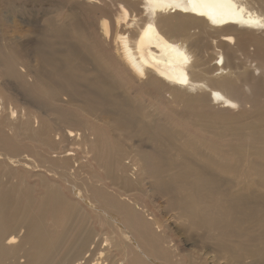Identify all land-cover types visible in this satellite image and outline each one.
Here are the masks:
<instances>
[{
	"label": "bare ground",
	"instance_id": "1",
	"mask_svg": "<svg viewBox=\"0 0 264 264\" xmlns=\"http://www.w3.org/2000/svg\"><path fill=\"white\" fill-rule=\"evenodd\" d=\"M46 1L68 13L33 24L36 36L23 52L0 46V84L22 81L20 94L27 96V101H16L0 92V117L8 120V130L0 128V264H183L192 253L201 258L202 248L211 251L209 263L264 264V196L232 193L231 184L225 181L223 186L216 175L230 164L237 169L247 163L231 142L262 138L264 0ZM22 56L24 67L18 66ZM107 69H114L124 84L171 98L191 117L197 133L226 137V143L211 144L213 156L209 141L195 130L182 137L172 124L142 120L141 103L121 90ZM67 104L84 105L100 127L89 130ZM49 105L53 116L45 125L37 112ZM22 121L27 137L44 145L49 141L44 164L25 158L15 143L16 131L15 136L11 131ZM105 125L137 138L107 146ZM65 142L71 149L61 156ZM90 144L95 171L102 169L117 188L130 191L137 189L135 180L142 173L149 183L144 194L165 197L171 218L158 216L137 195L115 192L107 184L94 196L80 189L76 182L87 176H80L79 169L89 162L81 155L77 160L72 149ZM252 148L245 144V149ZM255 149L264 156V149ZM232 150L235 163L226 158ZM56 167H61L59 174ZM252 170L264 185V162H254ZM24 172L43 178V195L32 215L31 194L24 207L19 204ZM61 175L74 200L50 181ZM89 211L110 230L91 228ZM50 223L62 228L55 236ZM67 238L72 245L61 251ZM181 240H192V248L180 251ZM21 253L24 259L19 261Z\"/></svg>",
	"mask_w": 264,
	"mask_h": 264
},
{
	"label": "rangeland",
	"instance_id": "2",
	"mask_svg": "<svg viewBox=\"0 0 264 264\" xmlns=\"http://www.w3.org/2000/svg\"><path fill=\"white\" fill-rule=\"evenodd\" d=\"M57 12H61L62 15H65L68 13L65 9L58 10L57 6L55 4L50 3L46 0H0V46L2 47H14L18 51L23 52L24 51V45L28 43V41L35 38L36 35H34V31L32 29L33 24H42L44 23L45 18L55 16ZM59 20H58V19ZM31 22V24L29 23ZM55 23H60L59 17H53L52 19ZM20 62L18 66L24 67V58H20ZM32 64H35L36 61H31ZM111 68V66H110ZM110 73H113L112 69H107ZM112 76L119 84L120 89L125 91L126 93H131L132 96L134 95V99H137L141 106H139L145 113V116L142 117V120L147 121L148 123H151L153 119H156L157 121H160L161 123H168L172 124L173 126L177 127L180 130V135L182 137H187L186 131L197 133V129L195 126H192L191 124V117H188L183 113V109L181 106L175 104L173 100L169 97H163V96H157L154 94L146 93L142 89L138 87V85L133 86L132 84H124L121 82V78L118 75ZM5 81V85L0 84V92L10 99L20 101L24 99L27 101V96L21 95L20 93H23V83L22 81H16V80H10ZM24 81V80H23ZM16 96V98H13V96ZM39 98V97H38ZM34 103V102H33ZM39 103V101H38ZM35 104V103H34ZM68 105V104H67ZM84 105L82 106H76L75 104H70L66 106L67 109L75 111L81 119H83V122H87L86 126L89 128V130H96L97 127H100L98 122L95 121L94 117H91L87 115V112L83 109ZM45 110V113L42 111ZM38 119L42 121L45 125H50V122L48 121L49 117L53 116L52 113V105H49L47 107H43L38 112ZM5 117H0V128H4V130H8L7 128V121H2ZM113 119L110 117V121ZM105 121H108V119H105ZM255 123H258V120H255ZM43 124L44 128L45 125ZM31 128L36 127L29 123ZM25 122L19 123V129H12V135H14L13 131H16V139L15 143L18 145V148H21V151L24 152V157L28 158L30 160H34L37 164H44V155L47 153L49 141L46 145L42 144L40 141H35L32 137H27L25 135ZM106 129L103 131V137L104 141L107 144V146H111L114 144V142L117 139H120L122 143H125L126 145L128 143H131L132 140L136 139V135H131L132 137L126 138L124 137L123 131H118L110 127V125H105ZM46 129V128H45ZM192 129V130H190ZM24 130V131H23ZM261 141H253L249 138H245L242 140V142H231V146L240 148V150L243 152L244 158L247 160V163L243 166L238 165L239 167L235 169L237 166H233L234 164H230L232 167L230 169H225L223 172L221 169H218L216 175L219 177V179L225 181L229 184H231V187H228L230 191H233L232 193L237 194H244L250 193L252 195H263L264 196V185L257 181V175L252 170V164L254 162H264V156H259L256 153V149H264V127L261 131ZM113 137L111 138V136ZM197 136H200L204 140H208L209 142L206 143L209 145L212 149L213 156L216 155V150H213L211 144L213 146L217 147L218 144H225L226 143V137L223 136H217V135H209L205 134L204 132H200L196 134ZM69 142H65L62 144V148L59 149L61 151V156H63L65 153H67L68 150H70V146L68 145ZM245 144L253 145L254 148L251 149V151L245 149ZM24 146V147H22ZM90 147L88 149L80 148L78 145L72 149L75 153H77V160L80 159V155L88 160V165L83 167L82 169H79L80 176L86 175L87 179L84 181L76 182L77 184H80V189L86 190L91 196L95 195L98 191L99 187H102L100 185L107 184L110 190H113L115 192H121L124 191L125 193H128V195L133 196L137 195L140 200H145L147 203L151 204L154 208V211L156 214L160 217H168L171 218L172 214L170 212H166L164 207V198H160V200H156L155 197L150 196L149 194H144L143 191H148L149 183L144 180L142 173H138L137 178L135 181H137L139 184L137 186H142L139 189L138 187L135 190H128L126 186H122V188H117L115 184L112 183L111 180L107 179L104 175V172L102 169L97 168L95 171V163L92 159V156H94V148L92 144L89 145ZM83 150H86L85 152ZM226 148L222 149V152L225 153ZM58 155V154H57ZM130 154H128L129 156ZM232 156V157H231ZM179 157V153L176 154L175 159ZM227 160L230 163H235V158L233 156V150L232 155H227ZM62 159V157H61ZM243 161V160H241ZM229 162L227 164L229 165ZM60 165V164H59ZM241 166V167H240ZM241 170H240V169ZM39 171H42V168H38ZM1 170V165H0ZM221 170V171H220ZM235 170L237 172H235ZM4 171H0V174ZM55 171H57L56 174H59L61 171V167H56ZM59 171V172H58ZM222 172V173H220ZM22 173L20 170H17V174ZM221 174V175H220ZM220 175V176H219ZM26 180H22V185L20 186V194H19V204L20 207H24V205L28 202V197L31 194L33 197V200H31V207L29 210V215H32L37 210V204L38 200H40L41 196L43 195V185L42 181L43 178H41V175H37L36 172L27 173L24 172L23 176ZM217 177V178H218ZM224 177V179H222ZM21 180V179H19ZM89 180V182L85 185L83 182ZM12 183L16 181V178L10 180ZM50 181L54 182L56 187L62 186L63 189H65L66 196L65 198L68 200H74L73 197L70 196V185L67 181H65L64 176L61 175V177H54L50 178ZM19 182V181H18ZM82 183V184H81ZM227 183H224L223 186H225ZM18 184V183H17ZM17 184L14 185L13 193L12 195L15 196ZM48 183L46 184L47 187ZM90 189V192L87 190V187ZM18 200V198L16 199ZM50 200V199H49ZM87 223L91 228H94L96 231L100 233L102 227H105L106 230H110L109 227L106 224H102L99 221V218L94 214L93 212L87 213ZM60 221V218H57V221ZM49 230L51 231L50 235L55 236V231L61 230L62 228H59L56 224L50 223L48 224ZM244 226V225H243ZM58 229V230H57ZM68 235V233L66 234ZM69 238V237H68ZM68 238L60 248L61 251H67L71 247L70 242H68ZM72 240V239H69ZM192 240L186 241L181 240L179 249L182 252H186L187 250H190L192 245L190 244ZM27 248V244H24V248ZM191 253V252H190ZM201 255V258L196 256L194 253H192V256L186 257L183 264H199L200 261H202L203 264H214L209 263L210 258H208L211 255V251L208 249L202 248L199 252ZM123 255V254H119ZM20 259H24L22 256V253L20 254ZM222 261L220 260L217 264H222Z\"/></svg>",
	"mask_w": 264,
	"mask_h": 264
}]
</instances>
